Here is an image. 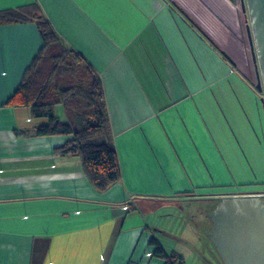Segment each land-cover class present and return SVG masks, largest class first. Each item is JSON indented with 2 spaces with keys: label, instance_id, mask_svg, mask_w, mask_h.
I'll list each match as a JSON object with an SVG mask.
<instances>
[{
  "label": "crops",
  "instance_id": "crops-1",
  "mask_svg": "<svg viewBox=\"0 0 264 264\" xmlns=\"http://www.w3.org/2000/svg\"><path fill=\"white\" fill-rule=\"evenodd\" d=\"M239 3L0 0V13H42L97 73L121 173L98 192L79 157L54 154L70 137H36L46 120L4 105L43 43L32 21L0 25V264H163L149 246L159 206L202 202L206 216L217 198L264 194L263 94Z\"/></svg>",
  "mask_w": 264,
  "mask_h": 264
},
{
  "label": "trees",
  "instance_id": "trees-1",
  "mask_svg": "<svg viewBox=\"0 0 264 264\" xmlns=\"http://www.w3.org/2000/svg\"><path fill=\"white\" fill-rule=\"evenodd\" d=\"M29 21L35 23L43 44L4 105L28 108L32 118L45 119L35 128L36 137H70L54 154L79 157L90 185L105 192L120 181L121 173L100 78L79 54L66 48L42 13L31 18L16 11L0 13V25ZM56 107L64 109L66 121L55 115ZM149 246L152 258L182 264V257L168 254L156 238L151 237Z\"/></svg>",
  "mask_w": 264,
  "mask_h": 264
},
{
  "label": "water",
  "instance_id": "water-1",
  "mask_svg": "<svg viewBox=\"0 0 264 264\" xmlns=\"http://www.w3.org/2000/svg\"><path fill=\"white\" fill-rule=\"evenodd\" d=\"M240 7L250 18L246 33L256 75L255 90L264 93V0H240ZM217 200L231 202L229 212L221 209L217 214L213 239L224 262L264 264V194L224 196ZM204 232L208 237L211 230Z\"/></svg>",
  "mask_w": 264,
  "mask_h": 264
},
{
  "label": "rangeland",
  "instance_id": "rangeland-1",
  "mask_svg": "<svg viewBox=\"0 0 264 264\" xmlns=\"http://www.w3.org/2000/svg\"><path fill=\"white\" fill-rule=\"evenodd\" d=\"M245 20L246 25L250 24L247 13ZM262 94L264 97V93ZM206 206L202 202L184 203L171 207L159 206L160 208L150 213L149 221L156 226L158 231H161V234L156 233V238L162 248L168 254L178 253L182 257V264L219 263L214 253V246L204 232L208 230L202 223L204 221L208 224L204 212Z\"/></svg>",
  "mask_w": 264,
  "mask_h": 264
},
{
  "label": "flooded vegetation",
  "instance_id": "flooded-vegetation-1",
  "mask_svg": "<svg viewBox=\"0 0 264 264\" xmlns=\"http://www.w3.org/2000/svg\"><path fill=\"white\" fill-rule=\"evenodd\" d=\"M229 202H220L219 200H214L213 201V207L212 210L209 214L206 215L207 219L210 221L211 224V233H208V237L210 238L211 243L214 246V253L215 256L218 258L219 263L218 264H226L223 260V256L220 252V250L218 249L217 244L213 241L214 239V232H215V227H216V220H217V214L218 212H220V210L222 209L223 212H229Z\"/></svg>",
  "mask_w": 264,
  "mask_h": 264
},
{
  "label": "built area",
  "instance_id": "built-area-1",
  "mask_svg": "<svg viewBox=\"0 0 264 264\" xmlns=\"http://www.w3.org/2000/svg\"><path fill=\"white\" fill-rule=\"evenodd\" d=\"M233 71H231V73H232Z\"/></svg>",
  "mask_w": 264,
  "mask_h": 264
}]
</instances>
